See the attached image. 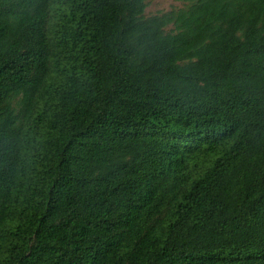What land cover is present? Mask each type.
Listing matches in <instances>:
<instances>
[{
	"label": "trees",
	"instance_id": "1",
	"mask_svg": "<svg viewBox=\"0 0 264 264\" xmlns=\"http://www.w3.org/2000/svg\"><path fill=\"white\" fill-rule=\"evenodd\" d=\"M0 0V264H264V0Z\"/></svg>",
	"mask_w": 264,
	"mask_h": 264
},
{
	"label": "rangeland",
	"instance_id": "2",
	"mask_svg": "<svg viewBox=\"0 0 264 264\" xmlns=\"http://www.w3.org/2000/svg\"><path fill=\"white\" fill-rule=\"evenodd\" d=\"M179 3L174 2L173 0H152L150 7L147 10V14L155 15L159 12L170 11L173 7H180Z\"/></svg>",
	"mask_w": 264,
	"mask_h": 264
}]
</instances>
